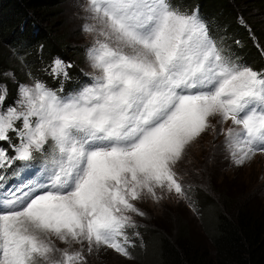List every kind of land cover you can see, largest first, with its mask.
<instances>
[{
  "label": "snow or ice",
  "instance_id": "6c2138e0",
  "mask_svg": "<svg viewBox=\"0 0 264 264\" xmlns=\"http://www.w3.org/2000/svg\"><path fill=\"white\" fill-rule=\"evenodd\" d=\"M84 11L90 83L63 94L3 73L17 91L9 104L0 83V264H88L101 247L131 259L146 215L136 202L190 199L176 165L194 140L223 134L238 165L264 154V70L221 47L199 8L88 0ZM71 67L57 57L46 71L69 79Z\"/></svg>",
  "mask_w": 264,
  "mask_h": 264
},
{
  "label": "trees",
  "instance_id": "16d2710c",
  "mask_svg": "<svg viewBox=\"0 0 264 264\" xmlns=\"http://www.w3.org/2000/svg\"><path fill=\"white\" fill-rule=\"evenodd\" d=\"M189 11L199 8L206 22L224 16L233 23V34L240 35L244 45L236 51L245 61L252 60L256 70H264V0H194ZM62 0H0V83L9 88L8 103L16 97L17 85L3 73L11 72L16 81L26 83L32 78L40 79L54 89L63 88V93L78 90L83 83H90V71L84 69V59L89 47L67 32L58 21ZM214 12V13H211ZM221 20V19H220ZM48 21L56 22L53 29ZM222 21V20H221ZM63 28V30H61ZM56 30V31H55ZM64 31V32H62ZM66 31V32H65ZM80 32V30L78 29ZM251 32V35H250ZM253 37L255 39H253ZM73 41V42H72ZM259 45V46H258ZM239 47V48H240ZM235 51V50H234ZM65 60L69 79L63 76L53 79L49 75L55 58ZM48 69L49 71H46ZM31 73V77L29 76ZM56 87V88H55ZM6 147V145H5ZM11 154V152H10ZM22 162L14 167L19 168ZM226 198V196H225ZM222 209L216 213L215 228L211 231L206 246L186 241L187 224L182 223L176 238L161 236L157 253L159 264H264V223L251 208L239 207L231 217L227 199L222 200ZM146 253L139 249L135 252ZM161 260V261H160ZM157 264V263H156Z\"/></svg>",
  "mask_w": 264,
  "mask_h": 264
},
{
  "label": "rangeland",
  "instance_id": "374dc122",
  "mask_svg": "<svg viewBox=\"0 0 264 264\" xmlns=\"http://www.w3.org/2000/svg\"><path fill=\"white\" fill-rule=\"evenodd\" d=\"M87 3L88 0H62L58 21H63L62 27L64 30L65 26L68 28L67 32L72 33L74 40L76 37L90 47L96 33L84 30L85 24L94 23L84 11ZM174 3L188 10L195 1L174 0ZM219 18L222 21L212 16V22L215 24L212 27L207 22L212 36L217 39L221 47L227 49L234 57H239L236 51L244 45L243 39L239 34H233L232 30H236L233 29V23L229 20L225 21L227 19L225 16L224 19L220 16ZM258 20L264 21V16L258 17ZM52 22L48 21L50 24ZM55 23L53 22V29H59ZM237 40L239 44L236 43ZM239 58L253 67L252 60L245 61ZM62 61L68 64L65 60ZM84 61L85 71L95 73L96 70L91 67L87 54ZM31 82L32 80L26 83ZM224 139L223 134L217 136L214 131L209 130L187 147L183 160L176 165L179 179L184 183L185 188L189 189L190 199L177 196L174 192L158 190V194L162 196L158 201L145 194L136 202L146 215L136 218L139 226L135 230L140 236L132 237L135 245L130 250L131 259L101 247L87 256L88 264H159L156 261L160 258L157 250L161 236H167L172 240L177 238L182 231V223L187 224L188 227L186 241L190 238L191 242L206 246L210 241L211 231L215 228L216 213L224 205L223 199L228 201L229 211L226 209L225 211L231 217L243 205L257 213L264 223V154L257 153L242 165H238L223 144ZM19 182L12 180L8 184L12 186ZM52 240L58 248L68 247L54 236ZM79 247L77 244L72 245L73 249ZM139 249L145 250L146 253L135 255Z\"/></svg>",
  "mask_w": 264,
  "mask_h": 264
},
{
  "label": "clouds",
  "instance_id": "9594fccd",
  "mask_svg": "<svg viewBox=\"0 0 264 264\" xmlns=\"http://www.w3.org/2000/svg\"><path fill=\"white\" fill-rule=\"evenodd\" d=\"M134 250H135V249H134ZM134 250H133V251H134Z\"/></svg>",
  "mask_w": 264,
  "mask_h": 264
}]
</instances>
